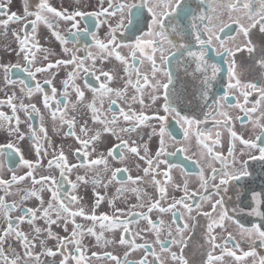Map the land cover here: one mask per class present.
<instances>
[{"label":"snow or ice","instance_id":"snow-or-ice-1","mask_svg":"<svg viewBox=\"0 0 264 264\" xmlns=\"http://www.w3.org/2000/svg\"><path fill=\"white\" fill-rule=\"evenodd\" d=\"M77 5H80L81 0H74ZM203 5L206 0H198ZM105 3L107 6L105 7ZM11 0H0V27L7 29L10 23H17L21 25L19 30L13 31V36L18 41L17 56L23 62H17L16 64H0V70L4 73V85L7 88L9 85H20V97L16 96L15 91L8 96L7 104L11 107L13 116L9 117L0 112V128L4 126V123L9 125L8 134L10 137H15L8 143L0 144V156L13 157L19 154V162L23 167L29 169L26 175L16 176L14 173L10 180H4L0 178V190L4 195L0 196V218L6 222V227L0 228V264H29V261H35L36 264H40V256L45 255L49 257H55L58 253L47 247V240L54 239L57 241V248L59 254L63 257L60 264H69V260L75 261V264H85L84 245L83 240L85 236L94 237L97 247H107L108 245H120L127 246V250L124 252L123 259L117 255H113L112 252L105 251L103 258L114 261L115 264H166V261L161 260L157 256L156 251H152L150 255L154 258L153 261H149L148 256L145 255L138 261H130L128 257L133 251L143 249L145 253H149V249L152 245H149L147 241L144 244L138 245L135 243V239L126 238L125 234L130 231V224H139V219H133V217H139L148 222V225L155 230L156 239L155 243L160 246V250L163 252L171 253V260L175 264H189L188 259L184 256V248L187 247V241L184 233L188 230L189 225L185 222L182 226L175 225V235L170 228L168 230V236L171 238L169 241L160 240V229L164 225V221L160 220L159 225L153 222L150 215L143 212H136V208L147 207V212L151 213L156 210L159 213L171 212L173 218V224L179 215L180 219L185 218V212L189 215L193 212L194 208L188 203L190 199L199 195V202L195 205V209L199 210L203 202L210 204V211L198 212L208 222L206 224V242L210 247V251L207 254V264H226V257L232 258L238 264H242L245 258H254V264H264V256H259L258 260L257 252L255 250V244L258 240L260 246L264 247V224H255L252 227H245L238 220H235L231 213L241 212L244 213V208H237L226 206L225 195L229 191V187L237 184L246 177H250L252 173L249 171V161H264V110H261L258 106L264 103V85H258L256 82H244L240 78V74L236 71V54L238 52L246 51L250 56L256 52V46L252 43L251 32L252 29H257L259 33L264 34V0H212V15L209 16L205 12L201 11L198 15L188 12L189 5L186 0H140V3H135V0H98L99 11H83L81 8L69 11L67 8H61L58 10L52 6L49 0H37V4L33 9L30 7V0H22V11L20 13L10 12L9 7ZM150 16H146L145 10ZM183 13V14H182ZM191 17L190 27L193 30L194 43L200 46L199 51H192L188 44L183 43V37L185 36V30L182 26V22L188 21V17ZM227 18V21L234 23L238 26V31L235 36H228V41L232 42V46H228V42L223 40L217 32H223L226 27L229 26L225 23L223 17ZM32 19H29V18ZM95 18L99 23L108 25V33L106 41L99 40L96 35L88 30L83 29V35L92 36L95 41V47L99 50L94 56L91 52L81 59L78 57L75 49H69L67 47L69 43L68 37L61 34L58 29L56 21L62 20L68 22L70 27L68 33L70 36H76L81 32L80 23L86 18ZM100 17H104L103 20H99ZM115 18V24L110 21ZM150 20V24L148 21ZM43 23L50 30L55 39L63 46L62 53L70 56L68 59L57 58L54 61L50 57L58 56L49 49H42L39 45V41L36 39L37 26ZM31 25V35H29L28 29ZM145 29H148L145 31ZM75 30V31H73ZM128 34V39L132 43L125 44L121 37L124 34ZM140 35H137V34ZM207 34L206 36L204 34ZM6 34V32H5ZM173 35L179 36L181 42L176 43L171 38ZM242 37V39H238ZM79 39V36H77ZM32 42L29 46V42ZM218 42L216 48V56L227 57L230 61L227 76L228 83L227 88L231 90H239L240 95L243 96V104L237 102L235 104L229 103V97L227 94L222 95L219 99H215L210 95L211 89L216 82L222 69L218 63L212 62L208 58L209 46L213 45V42ZM128 49V55H123L119 51L121 48ZM174 49L175 51H172ZM43 51L45 55L42 57L44 61H48L42 66H36V52ZM179 55L191 58L195 64V72L200 73L201 81V98L206 106L207 115L204 119H196L182 115L176 110L172 104V88L174 87L173 73L166 66L170 64L171 58ZM123 65L124 72V86L122 88H113L109 85L116 76L112 71H106L101 66L97 68L96 60L101 61V65L109 58L113 57ZM142 57H146L150 62V69L148 72H142L141 67L145 61ZM256 65L264 71V47H261L259 55L253 57ZM91 61L90 65L86 66V61ZM139 65L137 66V61ZM72 65V71L68 72L67 78H65L61 84L60 99L57 98V88L53 85V80L58 73H52L53 69H59L62 66L67 67ZM13 68L20 69L26 72L32 80H36V76L39 73H51L46 77L43 84L37 81L34 87H30L25 80L19 81L9 78V74ZM81 72L95 73L99 72L95 78L100 80V76L105 79L98 87L89 88V84L86 81L84 88L76 83V80ZM133 75L135 76V82H133ZM45 85L51 86V90L46 91ZM149 89L148 96L151 101V105H155L158 100H163L160 109H158L154 115L149 116L144 114V111L137 113L135 110L129 108L125 111L123 108L119 110V117L113 112L111 118L107 116V112L112 111V106L117 104L118 100H127V92L129 88L135 90L137 95L131 97V102H138L142 109L148 108L150 105L145 104L144 100V88ZM74 91L76 101L72 102L70 99V91ZM85 89L90 90L93 95L89 101H85ZM253 93H258L259 99L254 105L249 108L246 105L249 103L248 97ZM34 94H41L42 104L45 109L49 111L51 120L54 124L59 121V126L67 124L69 131L66 136L74 138L79 145L75 149H70L74 155L79 157L82 153L83 160L80 164H70L68 157L65 154L64 146L61 145L59 149L51 146V141H48L47 129L43 126L44 117L40 112V109L35 104H25L24 100H31ZM105 98L109 101V108L107 112L103 111V105ZM17 100L18 103L13 101ZM4 102H0L3 104ZM78 105H83L91 113V120L94 125H100L99 128H90L88 121L85 120L81 123L79 133L76 132L77 120L75 116H69V111L77 112ZM227 105V108H239L244 116H238L242 123L245 117L253 125V132L259 129L258 133H255L253 138H244L236 131L232 130V117L230 114L223 110ZM18 110H22L26 115L31 118V113H36L40 117L41 126L39 133L43 134V139L48 141L49 147H52L51 155L52 159L48 160V169L53 167L59 169L60 177L66 180L71 185L73 192L83 184L87 185L91 183L93 187L94 203L91 206V210L83 203V197L67 194L61 196L58 188V182L55 176L41 175L38 179L33 175V172L39 161L35 164L28 159H25L21 149L18 147V142L25 139V133L20 130V118L16 113ZM163 111L165 115H160L159 112ZM259 111V115L256 119H253L251 114H255ZM59 113V116H58ZM175 113L176 117H179L178 123L187 125L185 129V139L188 138L190 129L193 125H200L206 123L208 119H213L217 116L223 117V123L217 121V125L226 127L229 129L230 136L232 138V144L228 151V157H224L222 154L214 152L213 147L208 144H204L206 153L202 152L201 158L208 159V168L211 170L210 175L205 176L204 169L201 168L199 173L200 190L198 192H189L188 182L185 180L182 185L184 196L180 199L173 198L172 202L166 207L161 206V202L167 199V185L157 179V175H163L167 181L171 182L172 177L169 174L170 169L179 167L176 164H169L167 157L175 155V152L169 153L167 151L166 141L171 137V133L167 131L166 125L170 114ZM122 117L128 127H121L117 131V125ZM15 120V125L11 124L12 120ZM156 120L159 122L160 127L157 133L156 128H152L151 135H158L159 142L158 148L154 155H150V149L148 142H144L142 145L136 144L132 141L124 139L122 134H128L137 132V130L149 120ZM28 139L30 142H34V151L37 157L41 154L49 155L48 148L42 147L39 143L41 137L38 135L37 130L29 125ZM105 135H111L115 137L119 143L108 149L106 153L99 152L98 148L103 143V137ZM197 135L203 139V133L197 132ZM217 139L212 143L218 144L220 133H216ZM242 146L239 152V157H247V159H238L236 154V143ZM141 149L143 154H141ZM131 153L140 161H144L145 167L141 169L137 164L138 170L143 172L142 176H136L133 178L128 175L126 179L122 177L118 179V174L127 172L128 169L124 168H112L110 167L109 158L115 159L116 157L122 162L125 160L124 152ZM177 151H185V149H177ZM258 155L254 154L257 153ZM96 154L95 158L88 160L90 156ZM87 161V162H84ZM219 161L221 167L217 169L213 166L214 162ZM166 165L167 169L162 173L160 171L161 165ZM2 167V164H0ZM75 168H84V175H77L75 182L68 179L71 172ZM231 169V170H229ZM12 171V169H9ZM91 172V178L88 173ZM110 174V175H109ZM31 177L32 187L17 188L15 192H11L10 189L15 184L22 183L25 179ZM151 177V179H148ZM218 181V183H217ZM115 183H120V187L116 189L114 196L109 197L107 189L109 186ZM131 184L133 187H126L125 185ZM152 185L157 187L159 198L153 200L144 188L138 185ZM36 185H40L39 188ZM176 189H181L180 184H174ZM240 187H243L241 185ZM100 188L104 189V192L99 191ZM47 190L51 193V198L45 207L42 193ZM211 190V191H210ZM250 199L253 204L248 206L246 214L251 217H258L264 221V190L258 192L255 189H249ZM133 193L136 195L139 201L136 205L129 206L130 215L127 219L121 217L125 215V209L116 208L115 202L117 199L125 196L127 193ZM18 196L19 200L13 203H8L6 197ZM213 196L218 197L213 200ZM239 196V193H237ZM144 197H148L147 201ZM32 198L39 201V207L37 208H25L24 203ZM67 200V203L65 201ZM105 201L108 202L112 209V213L107 212L98 213L100 205ZM79 205V207H76ZM179 208H183L185 212L174 211ZM19 212L20 215L16 216L15 220L12 219V213ZM39 214V215H38ZM77 217L84 221H90L89 226L78 223ZM37 220H43L47 227L42 228L38 226ZM231 221L240 229L241 237L251 241L252 247L249 251H243L240 249L239 243L235 244L236 249H240L241 254L237 255L236 250H229L228 245L235 240V237L231 232H227L226 236H218L215 233L216 228H220L227 231L226 222ZM27 223L31 232L33 233L31 240L29 235L20 230L19 225ZM72 225L71 232L68 236L61 237L52 231V225H58L65 232L69 231L68 225ZM99 229V231H97ZM117 230L122 232L119 240L117 241L113 236L111 239L105 236L106 232L115 233ZM139 235V233H137ZM41 236H44L41 239ZM11 238V239H10ZM143 239V237H140ZM39 239L40 247L43 249L42 253H34L36 247V240ZM222 240V243H217V240ZM13 241H18L23 249V255L16 251L13 247ZM7 243V251L5 250V244ZM170 243L174 246H179V253L171 252V249L165 247ZM69 245H75L76 255H72L67 251ZM220 249L219 255H213L215 249ZM91 258L100 259V254L93 252Z\"/></svg>","mask_w":264,"mask_h":264},{"label":"flooded vegetation","instance_id":"flooded-vegetation-1","mask_svg":"<svg viewBox=\"0 0 264 264\" xmlns=\"http://www.w3.org/2000/svg\"><path fill=\"white\" fill-rule=\"evenodd\" d=\"M50 4L54 7H56L58 10H60L62 7L67 8L69 11H72L76 9L77 7L81 8L83 11H99L98 7V0H81L80 5H77L74 0H49ZM187 4L189 5L187 11L191 12L193 14L198 15L201 11L205 12L207 15H212V0H206V2L201 5L198 0H186ZM219 2V0H217ZM135 3L139 4L140 0H135ZM37 4V0H30V7L33 9L35 8ZM105 7L107 4L105 3ZM10 12H17L20 13L22 11V0H11V5L9 7ZM146 16H150L146 12V9L144 10ZM183 14V13H182ZM5 17H0V19H4ZM29 19H32L31 17ZM104 17H100L99 20H103ZM225 23H228L229 26L224 29L223 32H217L216 34L219 35L223 40L228 42V46H232V42L228 41V36H235L236 32L238 31V26L234 23H230L227 21L226 16L223 17ZM190 20L191 17H188V21L182 22V26L185 30V36L183 37V43L188 44L191 47L192 51H199L200 46L198 44L194 43V37H193V30L190 27ZM58 25V29L61 34L65 35L69 39V43L67 47L71 49H75L77 52V55L79 58L83 59L88 52H91L94 56L98 53V49L95 47V41L93 40L92 36L90 35H83V29L88 28V30L96 35V37L101 41H106L107 33H108V25L99 23V21L95 18H86L83 19L80 23V29L81 32L77 33L76 36H70L68 33V28L70 27V24L68 22L59 20L56 21ZM110 23L113 25L115 24V18H113ZM150 24V20L148 21ZM21 25L17 23H10L7 29L0 27V64H16L17 62H20L23 64V62L20 60V58L17 56V50H18V41L13 36L14 30H19ZM148 29H145L147 31ZM75 31V30H73ZM6 32V34H5ZM29 35H31V25L28 29ZM137 35H140L139 33ZM207 35L206 33L204 34ZM251 39L252 43L256 46V52H254L251 56L246 52H238L236 54L235 60H236V71L240 74V78L244 82H256L258 85H264V71H262L255 63V60L253 57L259 55L261 47H264V34H261L258 32L257 29H252L251 32ZM36 39L39 41V45L42 49H49L55 53H58V56L50 57L52 61H54L57 58L61 59H68L70 54H63L62 53V45L55 39V37L52 35V30H50L46 25L43 23L39 24L37 26V32L35 34ZM77 36H79V39H77ZM174 42L179 43L181 42V38L179 36L173 35L171 37ZM123 42L125 44L132 43L131 40L128 39V34L125 33L123 37H121ZM238 39H242V37H238ZM32 42H29V46H31ZM218 42L214 41L213 45L209 46L208 51V58L215 63H218L221 66V73L219 74L216 82L214 83L210 95L214 97L215 99H219L220 96L227 94L229 97V103H241L243 104V96L240 95L239 90H229L227 88L228 83V76H227V70L230 61L227 57H219L216 56V48L218 47ZM121 54L128 55V49L121 48L119 49ZM172 51H175L172 49ZM45 55L43 51L36 52V66H42L46 64L48 61H44L42 57ZM144 59L145 63L141 67L142 72H148L150 69V62L147 61L146 57H142ZM91 61H86V66L90 65ZM97 68L103 67L106 71H112L113 74L116 76V79L111 82L109 85L113 88H122L124 86V81L121 79L124 77L123 72V65H121L114 56L109 58L106 62H104L101 65V61L99 59L96 60ZM137 66L139 65V60L137 61ZM168 69H170L173 73L174 77V87L172 88V104L176 108L177 111H179L182 115H186L189 117H194L196 119H204V117L207 115L206 112V106L203 103V100L201 98V81H200V73L195 72V64L192 61L191 58L187 57L185 54L184 56L179 55L177 53L176 56H173L171 58L170 64L166 66ZM73 66L68 65L67 67H61L59 69H53L52 73H58L55 76V79L53 80V85L57 88V98L60 99V90L62 89L61 82L67 78L68 72L72 71ZM51 73H39L36 76V80H32L26 72L21 71L20 69L13 68L12 72L9 74V78L13 80H25L26 83L30 87H34L35 83L39 81L43 84V81L46 77L50 76ZM99 75V72L95 73H84L81 72L76 80V83L80 85L82 88H84L85 82L87 81L89 84V88L91 87H98L100 83L104 81V77L100 76V80H96V76ZM133 82H135V76L133 75ZM46 91L51 90V86L45 85L44 86ZM15 91L16 96L20 97L22 93L20 92V85L17 84L16 86L9 85L7 88H5L4 85V73L2 70H0V102H4L3 104H0V112L4 113L5 115L12 117L13 112L10 106L7 104L8 96L12 94V92ZM70 91V99L72 102L76 101V96L74 91L69 89ZM149 89L147 87L144 88V100L145 104L150 105L146 109H142V106L138 102H131V97L133 95H137L135 93V90L132 88L128 89L127 92V100H118L116 105L112 106V111L107 112V109L109 108V101L107 98H105V102L103 105V111L107 112V116L110 119L113 112L116 113V115L119 117V110L120 108H123L125 111L128 110L129 105L133 110H135L137 113L144 111V114L152 116L154 113L160 109V106L163 103V100H158L155 105H151V101L148 96ZM85 101H89L93 95V93L85 89ZM259 99L258 93H253L248 97L249 103L246 105V107L251 108L254 103ZM14 103H18L17 100L13 101ZM25 104H35L37 108L40 109L41 114L44 117L43 120V126L47 129V136L48 141H51V146L59 149L61 145L64 146L65 154L68 157V161L70 164H80L82 160L84 159L82 156V153L79 157L74 155V153L70 149H75L79 147L76 140L70 136H66V133H68L69 128L67 124H64L62 126H59V121L56 122V124L53 123L51 120L49 111L44 108L42 104V96L41 94H34L31 100L25 99ZM261 110H264V103H262L260 106H258ZM223 110H226L230 116L233 118L231 121L232 130L236 131L239 135H242L244 138H253L255 133L259 132V129L255 130V133L253 132V125L248 120L247 117H245L244 122L242 123L239 119H236L238 116H244V113L240 111L239 108H227V105H225V108ZM160 115H165L163 111L159 112ZM16 115L20 118V130L25 133V139L23 141L18 142V147L21 149V152L25 159H28L29 161H32L34 164L39 161V166H37L33 172V175L38 179L41 175H52L55 176L58 182V188L61 196H65L69 193L83 197V203L88 208V210H91V206L94 203V195H93V187L91 183L87 185L81 184L75 192H73L71 185L67 183L66 180L61 179L59 169L53 167L51 170L48 169V160L52 159L51 151L52 147H49L48 141H45L42 137L43 134L39 133V128L41 126V120L36 113H31V118L26 115V113L22 110H18ZM253 119H256V117L259 115V111L255 114H251ZM59 116V113H58ZM69 116H75L77 120L76 124V132L79 133V128L81 123L83 121H88V126L90 128H99L100 125L96 124L94 125L91 120V113L90 111L85 108L83 105H78V111L77 112H71L69 111ZM179 117L175 116V113H172L168 117L167 121V131L171 133V137L166 141L167 143V151L169 153L175 152V155H170L167 157L169 164H176L179 167L170 169L169 174L172 177L171 182L167 181L166 177L163 175H157V179H160L167 185V199L165 201L161 202V206H167L175 199H180L182 196H184V192L182 190V185L185 180L188 182V188L189 192H198L200 190V181H199V173L201 168L204 169L205 176L210 175L211 170L208 168V159H202L201 153H206V148L204 147V144L211 145L213 147L214 152L222 154L224 157H228V151L232 144V138L230 136L229 129L226 127H221L217 125V121H220L223 123L224 118L217 116L215 120L208 119L206 123L200 124V125H193L190 129L188 138L185 139V129L188 127L187 125H184L181 123H178ZM0 122H2V118H0ZM11 124L15 125V120L13 119L11 121ZM29 125H31L32 128L37 130L38 135L41 137L39 143L42 147L48 148L49 155L45 156L43 153L40 157H37L34 151V142H30L28 139V135L30 132ZM129 125L123 121L122 117L120 118L117 127V131H119V128L121 127H128ZM155 127L156 131L158 133L160 124L156 120H149L145 122L144 125H142L137 132L128 134H122L124 139L129 140V143L131 144L132 141H135L136 144L142 145L144 142H148V146L150 149V155H154L158 148V142H159V136L158 135H151L152 128ZM8 128L9 125L7 123H4V126L0 128V144H5L10 142L11 140H14L15 137H10L8 134ZM203 133V139L197 135V132ZM220 133L219 137V143L213 145V141L217 139L216 133ZM103 143L98 148L99 152L106 153L108 149L112 148L114 145L119 143V141L111 136V135H105L103 138ZM236 143V154L238 159H247V157H239V152L241 149V145L239 142ZM177 149H185V151H177ZM141 154H143V151L141 149ZM258 155L257 153H254ZM125 160L120 161L118 157L115 159L109 158L110 167L112 168H127V172H122L121 174H118V179L121 177L123 179H126L128 175H131L133 178L136 176H142L143 172L138 170L136 165L139 164L141 169L145 167L144 161H140L138 158L133 156L131 153L124 152L123 153ZM96 154L94 153L92 156L88 158V160H91L95 158ZM87 162V161H84ZM0 164H2V167H0V178L4 180H10L13 173L16 176L26 175V173L29 171L28 168L23 167L19 162V154H16L13 157L8 156H0ZM214 167L219 169L221 167L219 161L214 162ZM249 171L252 173L250 177H246L237 184L230 186L228 193L224 194L226 198V206L231 209L232 207L237 208H244L245 212H233L231 215L235 220H238L241 224H243L245 227H252L255 224H264V221H262L258 217H251L246 214L248 210V206L253 204V201L250 199V192L249 189H255L256 191L260 192L264 190V161H249ZM9 169H12V171H9ZM167 169L166 165L160 166L161 173ZM231 170V169H229ZM85 169L84 168H75L72 170L70 176H68V179L75 182L77 175H84ZM89 178H91L92 173H88ZM110 175V174H109ZM148 179H151V177H148ZM218 183V181H217ZM174 184H180L181 189H176L174 187ZM243 185V187H240ZM120 183H115L107 189V194L109 197H112L116 193V189L120 187ZM126 187H133L130 183L125 185ZM141 188H144L147 193L152 197L153 200H156L159 198V193L157 190V187L152 185H138ZM32 187L31 184V177L25 179L22 183L15 184L10 189L11 192H15L17 188H28ZM37 188L40 187V185H36ZM99 191L101 193L104 192L103 188H100ZM211 191V190H210ZM237 193H239V196H237ZM4 195L3 191L0 190V196ZM43 200L45 202V207L47 206V203L49 202L51 198V193L45 190L42 193ZM218 197L213 196V200L217 199ZM144 199L147 201L148 197H144ZM6 200L8 203H13L14 201L19 200L18 196H12L9 195L6 197ZM199 202V195L193 197L188 201L190 205L193 206L194 210L189 215L185 212L183 208H179V212H185V218L180 219L179 215L176 219L175 224H173V218L171 212L169 213H159L158 211L154 210L151 213L147 212V207L141 209L136 208L134 211L136 212H143L145 214L150 215L153 222L157 223L159 225V221L163 220L164 225L160 229V240L162 241H169L171 238L168 236V230L171 228L173 231V235H175V225H183L185 222L189 225L188 230L184 233L185 239L187 241V247L184 248V256L188 259L189 264H207V254L211 250L209 245L206 242V224L207 220L202 216L199 215L198 212H205L210 211V204L208 202H203L201 204V207L199 210L195 209V205ZM67 203V200L65 201ZM139 201L137 200V197L135 194L129 192L125 194V196H122L121 198L117 199L115 202L116 208L125 209V215L122 216V219H127L130 215L129 212V206L130 205H136ZM25 208H37L39 207V201L35 198H32L28 201H26L23 205ZM76 207H79L77 205ZM107 212L109 214L112 213V209L109 206L108 202L105 201L100 205V208L98 209V213ZM20 215L19 212H13L12 213V219L15 220L16 216ZM39 215V214H38ZM77 222L85 224V226H89L91 224L90 221H84L81 218L77 217ZM133 219H139V224H130V231L129 233L125 234L126 238L128 239H135V243L138 245H142L147 241L149 245H152V247L149 249V253H145L143 249H138L136 251H133L131 255L128 257L130 261H138L143 256L147 255L149 261H153V257L150 255L152 251H156L157 256L161 258V260L166 261V264H175L174 261L171 260V253L170 252H163L160 250V246L155 243L156 239V233L155 230L151 228L150 225H148V222L140 219L138 216L133 217ZM38 226L45 228L47 225H45L43 220H37ZM6 227V222L0 218V228ZM19 228L21 231L27 233L29 235V239L31 240L33 233L31 232V228L27 223H23L19 225ZM69 231L65 232L61 227L58 225H52V231L56 234H58L61 237L68 236L71 232L72 225H68ZM226 228L227 231H224L220 228L215 229V233L218 236H226L227 232H231L232 235L235 237V240L233 242H230L228 245L229 250H236L237 255L241 254L240 249L243 251H249L252 247V243L249 240H246L245 238L241 237L240 235V229L237 226V224L227 221L226 222ZM99 231V229H97ZM139 233V235H137ZM122 232L120 230H117L115 233L106 232L105 236L108 238H112L113 236L118 241ZM140 237H143L141 239ZM44 236H41V239H43ZM11 239V238H10ZM217 243H222V240L218 239ZM239 243L240 249L235 248V244ZM84 245V255H85V264H115L114 261H110L103 258V253L105 251L112 252L113 255H117L121 259H123L124 252L127 250V246H120V245H108L105 247H97L94 237L91 236H85L83 240ZM7 243L5 244V250L7 251ZM13 247L16 249L17 252H19L21 255H23V249L21 248V245L18 241H13ZM47 247L52 249L53 251H57V255L55 257H49L45 255L40 256V264H60V261L63 259V257L59 254V249L57 248V241L54 239L47 240ZM165 247L171 249V252H177L179 253V246L171 245L170 243L166 244ZM255 250L257 252V257L255 258L258 260L259 256H264V247L260 246V242L257 240L255 244ZM43 249L40 247V241L39 239L36 240V247L34 249V253L40 254L42 253ZM67 251L71 253L72 255H76L75 252V245H69L67 248ZM93 252L100 254V259L91 258V254ZM220 249L217 248L213 252V255H219ZM29 264H36V262L29 261ZM69 264H75V261L69 260ZM159 264V262H157ZM226 264H238L235 260L232 258L226 257ZM242 264H254V258L248 257L245 258V260L242 262Z\"/></svg>","mask_w":264,"mask_h":264}]
</instances>
